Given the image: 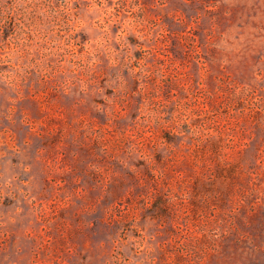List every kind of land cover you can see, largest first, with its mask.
I'll return each mask as SVG.
<instances>
[{
  "label": "rangeland",
  "instance_id": "1",
  "mask_svg": "<svg viewBox=\"0 0 264 264\" xmlns=\"http://www.w3.org/2000/svg\"><path fill=\"white\" fill-rule=\"evenodd\" d=\"M0 264H264V0H0Z\"/></svg>",
  "mask_w": 264,
  "mask_h": 264
}]
</instances>
